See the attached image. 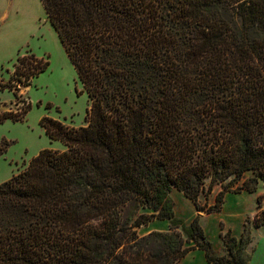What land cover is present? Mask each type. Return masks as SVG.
<instances>
[{"label":"trees","instance_id":"1","mask_svg":"<svg viewBox=\"0 0 264 264\" xmlns=\"http://www.w3.org/2000/svg\"><path fill=\"white\" fill-rule=\"evenodd\" d=\"M40 1L89 106L82 125L41 116L65 147L0 182V264H182L194 247L210 264H248L249 218L239 238L221 226L217 253L197 215H174L170 191L197 202L225 180L243 179L232 191L264 181V0ZM48 62L18 53L0 86L29 84ZM153 219L170 230L140 234ZM252 221L264 225V208Z\"/></svg>","mask_w":264,"mask_h":264},{"label":"rangeland","instance_id":"2","mask_svg":"<svg viewBox=\"0 0 264 264\" xmlns=\"http://www.w3.org/2000/svg\"><path fill=\"white\" fill-rule=\"evenodd\" d=\"M26 50L38 57L48 59L46 68L31 77L30 83L9 89L0 86V110L17 111L24 100L30 101V107L22 119L7 117L0 121V141L7 142L6 150L0 155V182L25 166L26 162L43 147L62 149L65 147L59 139H51L39 119L43 115L58 118L71 125L86 123L85 115L89 106L88 95L67 55L63 44L51 25L40 0H0V79L7 82L13 62L18 53ZM15 82L17 80L14 79ZM224 187L216 183L207 193L201 191L197 202L172 188L174 215L188 224L195 215L206 238L217 253L226 252L220 230L232 226L231 232L239 238L245 218L250 221V239L245 245L249 253L248 264H264V225H254L252 218L256 210L264 208V199L258 206L257 196L264 191V181L259 180L253 191L245 189L232 191L237 184ZM222 191L221 208L209 211L210 205L217 201ZM240 193L247 196L240 198ZM238 196V198L236 197ZM235 198V199H233ZM228 216V219L226 217ZM239 221V229L234 230ZM228 220V221H227ZM237 228V227H235ZM140 234L153 229L170 230L168 220L153 219L138 226ZM182 231L181 225L176 227ZM183 232V231H182ZM192 242H186L191 244ZM198 259V257L196 258ZM182 263V258L180 259ZM183 264V263H182Z\"/></svg>","mask_w":264,"mask_h":264},{"label":"crops","instance_id":"3","mask_svg":"<svg viewBox=\"0 0 264 264\" xmlns=\"http://www.w3.org/2000/svg\"><path fill=\"white\" fill-rule=\"evenodd\" d=\"M239 196H242L240 198H243V197L247 196V194L246 193H240ZM236 197L238 198V196H236ZM233 199H235V198H233ZM226 219H228V216L226 217ZM161 220H164V219H161ZM231 222L235 224V227H237V228L234 227V230L239 229V221L238 220L236 223L233 222V220H231ZM231 228H232V226H231ZM197 257H198V259H196ZM182 263L183 264H210L205 258V254H204L203 249H201L199 247H194V248L189 249L184 254V256L182 257Z\"/></svg>","mask_w":264,"mask_h":264}]
</instances>
